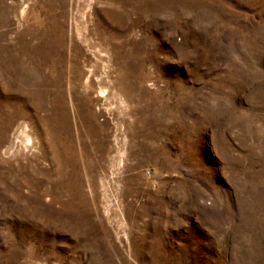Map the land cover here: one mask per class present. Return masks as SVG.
<instances>
[{
	"label": "rangeland",
	"instance_id": "obj_1",
	"mask_svg": "<svg viewBox=\"0 0 264 264\" xmlns=\"http://www.w3.org/2000/svg\"><path fill=\"white\" fill-rule=\"evenodd\" d=\"M0 264H264V0H0Z\"/></svg>",
	"mask_w": 264,
	"mask_h": 264
},
{
	"label": "bare ground",
	"instance_id": "obj_2",
	"mask_svg": "<svg viewBox=\"0 0 264 264\" xmlns=\"http://www.w3.org/2000/svg\"><path fill=\"white\" fill-rule=\"evenodd\" d=\"M26 128V127H25ZM28 138V134L25 131L24 128H20V127H16V129L13 132V135L11 137V143L13 146H16L21 139H27Z\"/></svg>",
	"mask_w": 264,
	"mask_h": 264
}]
</instances>
